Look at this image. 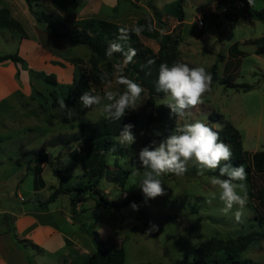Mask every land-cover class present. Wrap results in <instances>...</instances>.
Instances as JSON below:
<instances>
[{
	"label": "rangeland",
	"instance_id": "rangeland-1",
	"mask_svg": "<svg viewBox=\"0 0 264 264\" xmlns=\"http://www.w3.org/2000/svg\"><path fill=\"white\" fill-rule=\"evenodd\" d=\"M93 1H100L102 8L96 11V15L93 13L92 18H80L81 15H78L81 9L86 3L91 4ZM177 1H181L180 5L168 7ZM238 1L248 2V0H82L73 13L72 8L67 7L70 5L66 3L67 6H64V3L54 1L53 8L49 7L50 0H38L30 2L32 12L36 15L34 16L31 11L27 12V15L33 24H42L37 21V17L43 10L61 21L71 18V23L79 27L89 22L97 24L100 19H105L106 25L111 26L112 23L118 27L117 31L121 28L131 31L137 27L140 20L146 16H153L154 26L162 33L169 30L178 42L176 57L179 61L193 67L202 66L206 71L212 64L217 63L218 80L212 84L208 95L203 97L204 103L192 109L191 114L186 117L175 115L172 130L167 133L166 138L173 135L184 123L195 120L209 122L208 115L214 112L220 114L239 132L243 150L247 154H252L264 149V57L254 53V45L250 42L262 36L264 23L246 16L243 9L236 10L234 3ZM21 2L27 10L25 0L9 2L15 8V15L20 13L18 11ZM263 5L264 0H253V4L248 7L250 10H259ZM210 9H214L213 15L208 13ZM224 10H228L229 13H225ZM154 12L160 14V21L156 20ZM178 17L183 19L182 24H177ZM201 18L203 27H198L196 21ZM21 21L28 24L24 23L22 18ZM24 27L31 35L29 27L27 25ZM44 31L46 32V29ZM90 31L95 33L96 25H93ZM127 31L117 33L124 36ZM47 36L48 34L42 35L41 41L50 46ZM138 37L144 46L155 53L158 51L159 39L148 36L144 30ZM18 42L20 38L16 31L0 28V56L15 54L20 47ZM50 42L51 53L65 59L51 61L61 68L57 74L51 73L56 77L57 86L45 84L34 73L28 72L31 104L25 106L28 100L25 97L21 99L20 94H16L17 96L12 97L19 101L15 108L12 109L8 101L0 105V209L27 204L29 197L33 195V174L28 165L33 164L30 160L41 151L47 152L49 161L41 177L46 187L39 193L40 200L49 197L59 184L63 188L81 190L96 179L97 176L91 177L85 173L82 163H77L69 157L70 152L80 149L79 141L54 147L49 144L52 139L76 133L81 123L95 122L108 116L105 105L114 103V100H108L106 94L111 92L118 98L125 90L117 83L119 78L117 74L103 82L97 81L91 86L90 92L100 97V103L90 108L81 105L74 122H59L52 117L54 109L51 108L50 94L53 91L57 94L63 92L66 85L72 83L73 77L78 76L80 68L88 69L90 53L84 46L53 40L52 37ZM233 44H237V49L243 54L239 61L228 54ZM77 60L78 62H75ZM100 69L103 70V67L100 66ZM18 77L15 75L17 81ZM226 77L233 79L234 84L249 85L252 89L244 92L242 89L224 88L220 82ZM20 101L25 104L21 106ZM165 102L166 96L158 99L157 103ZM149 112L145 94H141L135 109L129 107L125 110V114H135L137 117L136 128L131 131L134 142L129 146L126 142L121 143L118 137L116 139L118 146L114 147L116 154L106 153L105 162L111 172L113 165L118 163L120 168L129 171V174L121 188L105 178L107 169H104L102 177L97 178V187L92 190L99 191L105 200L120 201L127 194H142L138 186L145 169L139 161V152L144 147L150 149L154 147L153 141L158 145L164 140L163 132L156 124H146ZM15 113H19V116L31 113L32 118H24V122L12 126L7 122L12 121V115L13 119L17 116ZM210 123L217 128L221 126L218 123ZM29 144L39 150L31 151ZM193 162L194 158L189 162L190 166ZM212 172L206 171L201 176L195 167H191L183 176L164 175L163 187L167 194L147 202L143 201L139 205L140 213L134 211L130 205L118 211L97 207L95 199L98 196L94 195L95 199H92L89 191L59 194L56 201L51 203V210L62 209L68 214L71 213L73 225L57 221V227L67 235V238L84 245L89 253L122 247L125 264H184L192 258L194 249L199 244L211 238L225 241L249 232L260 233L264 229V177L250 167V174H247L246 179L248 202L242 210L241 219L237 221L234 213L239 209L238 205H234L228 214L222 211L224 204L219 200L218 189L210 183ZM214 192L216 198L211 204L207 203ZM14 194L23 197L26 202H19ZM76 206L78 210H74ZM143 216L147 218V229L143 226ZM152 225H156L157 230L149 231ZM2 226L0 222V231L3 230ZM60 243L56 244L58 247L54 254L45 249L46 252H38L32 250L30 246L23 249L32 264H62L63 261L67 263V257L59 255L62 254L61 250L64 249V252L68 250V244L66 241L63 245ZM239 258L264 264V242L258 240Z\"/></svg>",
	"mask_w": 264,
	"mask_h": 264
},
{
	"label": "trees",
	"instance_id": "trees-1",
	"mask_svg": "<svg viewBox=\"0 0 264 264\" xmlns=\"http://www.w3.org/2000/svg\"><path fill=\"white\" fill-rule=\"evenodd\" d=\"M32 1L25 0L28 9L31 12L32 6L30 2ZM53 1H60L61 3H64V6H67L66 4L70 5L67 7H71L73 12L75 11L74 9L76 6L82 3V0ZM180 3L181 1H177L168 7H177ZM36 6H38V4ZM248 6V2H245L243 11L246 16L255 21L264 23V5L259 10H250ZM32 14L34 16L36 15L33 12ZM153 14L155 15L156 20L160 21V14L155 12ZM178 18L181 20V17ZM37 21L42 23V26L46 27V33L50 36V38L52 37L53 40L84 46L90 53V57L88 59V69L80 68L78 76L73 77L72 83L66 85L63 92H59V94L54 91L51 92V108L54 109V114L52 115L53 118H56L61 123L74 122L76 115L79 113L80 106L82 105L80 97L83 95V92H90L91 86L97 81L103 82L115 74L118 76L123 74L144 88V92L142 94L146 95V106L150 108L146 124H156L163 132L164 139L166 138L167 133L172 130L175 114H173L171 109L165 104L157 103L158 99L163 98L166 94L163 92H156L155 81L158 77V69L161 63H167L171 66L173 63L181 62L176 57V47L178 42L173 38L169 30L164 33L159 31L154 26L153 16H146L137 23V27L143 26V29L148 36H153L154 38L160 40L159 49L155 53L150 48L144 46L134 32L127 31L124 36H121L117 33L119 31H117L118 29L115 26H108L106 23L100 24V29H98L95 33H91L89 31L92 27L91 25L79 27L77 24L71 23V18H65V21H61L53 14H48L45 11L40 12V16L37 17ZM9 24L16 32L21 34L22 37H25L21 26L17 22L11 21ZM149 25H151V30H149ZM162 25L164 26L165 23H162ZM121 37L125 38L121 39ZM113 43H120L124 52H127L129 47L136 49L137 55L133 58V61L128 64L125 63L122 53H113L112 56H107L106 52L110 44ZM250 44L254 45V53L256 55L264 57V33L260 38L251 41ZM228 54L236 61H239L243 55L242 52L237 49V44H233L229 48ZM149 59L154 60L155 63L153 65H148L147 61ZM8 62L20 65L22 69L28 70L29 73H34L38 78H41L45 84L57 86L54 74L47 75L43 72H35L28 69L26 62L17 53L0 56V64ZM75 62H78V60ZM100 66L103 67V70L100 69ZM189 66L193 67L191 65ZM207 71L212 74V84L215 83L218 80L217 63L212 64ZM149 72H151V75H146V73ZM16 76L18 77V73H16ZM220 83L224 86V88H232L235 90L242 89L244 92L252 89L249 85L234 84L233 79L230 77H226ZM208 93H206L204 97H206ZM60 100H64L67 105L66 109L60 108ZM69 113H71V115ZM105 117L95 122L79 124L78 131L76 133L69 136H63L62 138L57 137L52 139L49 145L54 147L59 144L79 141V152L76 153L75 151H72L69 154V157L77 163H82L85 173L91 177L97 176V178H101L103 172L105 171L104 169L106 168L105 178L109 182L118 184L119 187L122 188L129 171L122 170L118 163H115L111 172L106 165L105 157L108 152L116 154V151L114 150V147L118 146L116 139L120 137L121 133L124 131L125 125H132L130 132L135 130L137 117L135 114H125L119 120ZM208 119L209 122L206 124H208L214 131H218L220 133V139L229 144L233 152L232 159L230 161H224L222 164H231L233 167L242 164L247 174H250L251 167L255 173L264 177V149L252 154H247L242 148V141L239 132L229 122L225 121L220 114L214 112L209 113ZM210 122L218 123L221 126L217 128L214 124L211 125ZM47 123L50 124V121L47 120ZM40 155L41 160L36 163L34 169V186L37 189L42 186L43 183L40 176L42 172L41 164L46 162L47 158L44 151H41ZM132 163L134 164V161ZM217 175H219L218 169L212 172V176ZM97 178L81 190L63 188V186L59 184L58 188L53 190L45 201L38 202V204L40 206H46L53 202L59 194H68L72 191H89L92 199H95L94 195L98 196V198L95 199L97 207L103 209H113L116 211L127 207L132 203L139 206L143 201H145L143 193L127 194L120 201L105 200L104 196L100 194L99 191L97 192L92 190L97 187ZM91 191H93V193H91ZM138 211L140 213V210ZM142 221L144 228L147 229L148 223L145 216H143ZM82 229L84 230V228ZM258 240H262L264 242V229L263 232L260 233L249 232L244 235L237 236L234 239L225 241L211 238L208 241L199 244L197 248L194 249L192 258L185 261L184 264H260L249 259L240 260L239 258L240 255L246 251V249ZM29 264L32 263L29 262ZM73 264H125V253L122 247L114 248L111 251H97L91 253L85 258H82L80 261L75 259Z\"/></svg>",
	"mask_w": 264,
	"mask_h": 264
},
{
	"label": "clouds",
	"instance_id": "clouds-1",
	"mask_svg": "<svg viewBox=\"0 0 264 264\" xmlns=\"http://www.w3.org/2000/svg\"><path fill=\"white\" fill-rule=\"evenodd\" d=\"M251 6L253 0H248ZM143 26L135 27L131 31L137 36L143 31ZM151 30V25H149ZM127 31L121 28L120 33ZM125 37H121L124 39ZM113 53H122L125 63H131L137 55L136 49L129 47L127 52L123 51L120 43L110 44L106 55L112 56ZM154 60L149 59L148 65H153ZM151 75V72L146 73ZM213 82L212 74L204 67H190L186 63L176 62L171 66L161 63L158 69V77L155 81L156 92L166 94L165 105L177 117H186L191 114V110L204 103L203 97L211 91ZM117 83L124 86L125 90L115 98L111 92L107 93L108 100L114 103L105 105V112L111 118L119 120L125 115V110L129 107L135 109L137 101L140 99L144 88L137 82L121 74ZM82 105L90 108L100 103V97L89 91L83 92L80 97ZM60 108L66 109L64 100L59 101ZM71 115V113H69ZM132 125H125L124 131L120 135L121 143L126 142L131 145L134 136L130 132ZM154 147H144L139 152V161L145 171L139 181L144 200L156 199L166 195L163 187L162 177L167 174L177 176L185 175L191 167H195L198 174L203 176L206 171H216L219 175L212 176L210 183L219 192V200L223 202L222 211L228 214L234 205L239 209L234 213L237 221L241 219L242 210L248 202V189L246 184L247 172L242 164L233 167L231 164H222V161H230L233 157L231 146L220 139V133L214 131L208 124L201 120L191 123H184L178 127L174 134L161 141L158 145L152 142ZM194 162L189 164L190 161ZM216 198V193L211 194V198L206 202L211 204ZM130 207L134 211L139 210V206L132 203ZM157 230L156 225H152L149 231Z\"/></svg>",
	"mask_w": 264,
	"mask_h": 264
},
{
	"label": "crops",
	"instance_id": "crops-1",
	"mask_svg": "<svg viewBox=\"0 0 264 264\" xmlns=\"http://www.w3.org/2000/svg\"><path fill=\"white\" fill-rule=\"evenodd\" d=\"M11 1L16 0H0V28L14 30V28L9 23L11 21L17 22L21 26L25 37H22L21 34L17 32L20 38V42H18L20 47H18L16 53L26 62L27 68L35 72L57 74V72H59L61 68H59V66L57 65L52 64L51 61H62L65 59L62 57H58V55L56 54L51 53V38L49 35L46 39L50 46H47L42 43L41 36H46L47 33L44 31L46 27H43L41 24H33L32 19L27 15V12L29 13L30 10L28 9V7H26V10L22 2L19 4L18 12L20 13L18 15H15V8L11 3H9ZM54 4L55 2L53 0H50L49 7L54 8ZM85 5L86 6L81 9L78 15H81L80 18H92L94 17L93 13H95L96 15V11L102 8V4L100 3V1H93V3H86ZM89 8L91 9V11H88ZM46 10L47 12L49 11L47 8ZM17 16H20V18ZM21 18L24 20V23L26 22L28 24H23ZM182 20H179L177 24H182ZM102 23L107 24V22H105V19H100L97 24H92L91 22H89L85 25H91V29H93V25H96L97 31L98 29H100V24ZM26 25L31 30V35L26 32L27 29L26 27H24ZM115 27L118 29L117 26ZM17 72L19 76L18 81L16 80L17 78L15 79V75ZM16 94H20L21 99L22 97H25V99L28 100L26 104L23 101H20L21 106L23 104H25V106L31 104V85L28 78V70H24L20 67V65H15L11 62L0 64V105L3 104L5 101H8L10 103V106H12V109L15 108L17 105H19L17 104L19 102L18 99L17 101L12 99V97ZM15 115H17L15 117L16 119H13L14 116L12 115V121L7 122L8 124L15 126L18 123L24 122V118H32L31 113L23 114L20 116L19 113H15ZM1 125L4 126V124ZM28 129L30 130V128ZM28 146L31 147V151L39 150L37 147H34V145L31 146L29 144ZM75 152L78 153L79 149ZM45 154L47 155V158L46 162H43L41 164V177L45 165L49 161V155L47 154V152H45ZM40 160L41 155L39 154L35 156L32 160H30L31 162H33V164L31 166L28 165L29 170L33 174V195L29 197L27 204L20 207H6L0 209V222L1 224H3V230L0 231V264H29V262L31 261L27 257V254L25 253L23 247L30 246L32 250H36L38 252H46L45 250H47L48 252H50V254H54L58 247L56 246V244L58 242H61L60 245H63L65 241L66 244H68V250L66 252H64V249L61 250L62 254L59 256L62 257L64 255L65 257H67V263L63 261L62 264H73L75 259H78L80 261L82 260V258H85L91 254L87 251L84 245H81L80 243H77L67 238V235L58 229L57 221L70 225H73V221L71 219V213L68 214L62 209L51 210V203H54L57 198L46 206H40L38 204V202H43L48 198L47 197L44 200H40L38 197L40 196L39 193L46 187V183L43 179L42 186H40L38 189L34 186V169L36 163ZM14 196L16 199L19 200V202H26L23 197L17 196L16 194H14ZM20 198H22L23 200H20ZM74 210H78V207L76 206ZM21 244L22 246H20Z\"/></svg>",
	"mask_w": 264,
	"mask_h": 264
},
{
	"label": "built area",
	"instance_id": "built-area-1",
	"mask_svg": "<svg viewBox=\"0 0 264 264\" xmlns=\"http://www.w3.org/2000/svg\"><path fill=\"white\" fill-rule=\"evenodd\" d=\"M234 8H235L236 10H242V9L244 8V3L238 1V2L234 3ZM224 12H225V13H229L228 10H224ZM208 13H209V14L214 13V9H210V10L208 11ZM231 13H232V12H231ZM196 24H197L198 27H202V26H203L202 18H201L200 20H197V21H196ZM20 200H23V199L20 198Z\"/></svg>",
	"mask_w": 264,
	"mask_h": 264
}]
</instances>
